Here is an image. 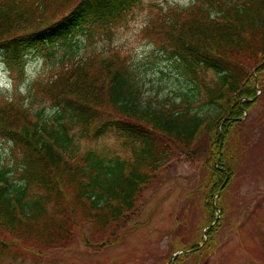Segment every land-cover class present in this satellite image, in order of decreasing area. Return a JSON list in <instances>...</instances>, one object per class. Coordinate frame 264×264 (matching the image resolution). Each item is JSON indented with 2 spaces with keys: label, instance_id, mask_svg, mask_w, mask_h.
Returning a JSON list of instances; mask_svg holds the SVG:
<instances>
[{
  "label": "trees",
  "instance_id": "1",
  "mask_svg": "<svg viewBox=\"0 0 264 264\" xmlns=\"http://www.w3.org/2000/svg\"><path fill=\"white\" fill-rule=\"evenodd\" d=\"M140 2L0 0V60L20 78L28 53L108 26ZM155 12L144 35L158 41L179 75L205 89L217 114L204 119L181 105L144 103L132 67L118 52L88 56L38 81L32 88L33 103L41 105L37 112L22 97L1 95L0 142L10 143L18 157L0 165V259L68 250L77 231L87 247L117 245L143 193L179 161L203 171L183 190L187 199L172 220L162 264H264V197L245 206L242 217L232 206L240 200L234 181L240 157L264 145V125L254 141L256 126L244 119L262 98L264 0H193ZM207 73L213 74L208 83ZM48 102L54 111L49 118ZM105 135L122 139L129 157L105 162L80 152L77 141ZM257 167L256 178L264 172L262 158ZM192 200L207 214L202 224L193 221ZM226 235L237 239L235 247H227Z\"/></svg>",
  "mask_w": 264,
  "mask_h": 264
},
{
  "label": "rangeland",
  "instance_id": "2",
  "mask_svg": "<svg viewBox=\"0 0 264 264\" xmlns=\"http://www.w3.org/2000/svg\"><path fill=\"white\" fill-rule=\"evenodd\" d=\"M192 2L193 0H141L140 4L124 18L108 26L82 31V34L71 38L64 45H54L44 51L28 53L20 78L17 72L10 71L0 61V76H3L5 83L11 82V88L0 87V96L22 97V103L25 106H32V112H37L41 105L33 103L32 88L38 81H47L62 66L67 68L71 63L84 60L88 56L99 54L108 57L110 52H118L132 67L134 77L140 86L141 101L149 103L152 107L177 104L181 105L180 110L188 107L190 112L197 113L203 118H213L218 108L207 104L205 89L200 84L196 85L194 81L179 75L173 67L174 61L167 58L161 52L162 49H157L160 48L158 41L144 35L149 19L159 7H165L167 4L186 7ZM201 76L203 73L199 75ZM212 76L213 74L207 73L204 81L208 83ZM259 85L261 86L259 94L262 98L249 116L246 114L244 118H248L250 125L256 126L252 134L254 141L259 137L258 125H264V118L257 119L264 111L262 103L264 74ZM45 107L44 115L49 118L54 111L49 102ZM239 137L243 139V136ZM239 137L230 140L232 146L239 143ZM122 143V139L112 135L91 141H77L81 153L93 152L105 162L129 157L131 148ZM15 157H18V154L12 153L10 143L0 142V165L12 163ZM258 158H262L264 166V145L255 153L248 151L240 157L243 166L234 179L235 193L240 200H232V206L236 207V215L239 217L243 216L242 210L245 206L264 197V172L261 176L255 177V173H258ZM197 166L178 161L161 170L158 179L143 193L136 209L120 228L124 237L118 240L117 245L87 247L80 241L81 232L77 231L75 244L68 250L42 255L26 253L13 262L9 259H0V264H162L163 249L169 241L172 220L175 218L176 210L187 199L183 190L188 191L193 187L194 176L197 174L200 177L203 171L201 166ZM16 178L17 175L14 179ZM192 203L195 209L193 221L198 220L199 224H202L207 214L206 212L203 214L201 208H196L197 200H192ZM86 230L85 228L84 233L88 234ZM196 230L200 231L199 228ZM224 232H227V229ZM226 239L228 248L236 246L237 239L234 236L230 238L226 235ZM235 255H240L238 249H235Z\"/></svg>",
  "mask_w": 264,
  "mask_h": 264
},
{
  "label": "clouds",
  "instance_id": "3",
  "mask_svg": "<svg viewBox=\"0 0 264 264\" xmlns=\"http://www.w3.org/2000/svg\"><path fill=\"white\" fill-rule=\"evenodd\" d=\"M0 87L11 88V82L5 83L3 76H0Z\"/></svg>",
  "mask_w": 264,
  "mask_h": 264
},
{
  "label": "water",
  "instance_id": "4",
  "mask_svg": "<svg viewBox=\"0 0 264 264\" xmlns=\"http://www.w3.org/2000/svg\"><path fill=\"white\" fill-rule=\"evenodd\" d=\"M224 185H225V183L222 185V187L221 188H223L224 187ZM177 255V253L174 255V257Z\"/></svg>",
  "mask_w": 264,
  "mask_h": 264
}]
</instances>
